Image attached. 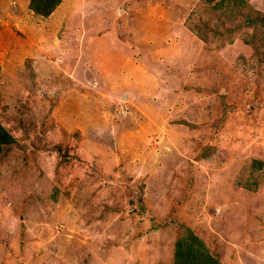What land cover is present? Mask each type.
I'll list each match as a JSON object with an SVG mask.
<instances>
[{
  "label": "rangeland",
  "instance_id": "obj_1",
  "mask_svg": "<svg viewBox=\"0 0 264 264\" xmlns=\"http://www.w3.org/2000/svg\"><path fill=\"white\" fill-rule=\"evenodd\" d=\"M31 1L0 0V264H174L189 229L264 264V0Z\"/></svg>",
  "mask_w": 264,
  "mask_h": 264
},
{
  "label": "trees",
  "instance_id": "obj_2",
  "mask_svg": "<svg viewBox=\"0 0 264 264\" xmlns=\"http://www.w3.org/2000/svg\"><path fill=\"white\" fill-rule=\"evenodd\" d=\"M62 0H32L31 7L37 13L50 14ZM15 144V139L0 121V153L6 146ZM262 165V164H261ZM174 264H221L208 244L188 230L176 242Z\"/></svg>",
  "mask_w": 264,
  "mask_h": 264
},
{
  "label": "water",
  "instance_id": "obj_3",
  "mask_svg": "<svg viewBox=\"0 0 264 264\" xmlns=\"http://www.w3.org/2000/svg\"><path fill=\"white\" fill-rule=\"evenodd\" d=\"M120 14H121V12H120Z\"/></svg>",
  "mask_w": 264,
  "mask_h": 264
}]
</instances>
